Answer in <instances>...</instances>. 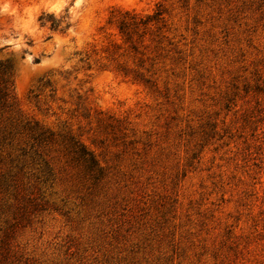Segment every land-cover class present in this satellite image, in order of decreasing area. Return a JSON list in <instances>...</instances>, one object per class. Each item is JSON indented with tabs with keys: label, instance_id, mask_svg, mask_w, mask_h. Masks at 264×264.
Segmentation results:
<instances>
[{
	"label": "rangeland",
	"instance_id": "obj_1",
	"mask_svg": "<svg viewBox=\"0 0 264 264\" xmlns=\"http://www.w3.org/2000/svg\"><path fill=\"white\" fill-rule=\"evenodd\" d=\"M0 264H264V0H0Z\"/></svg>",
	"mask_w": 264,
	"mask_h": 264
},
{
	"label": "clouds",
	"instance_id": "obj_2",
	"mask_svg": "<svg viewBox=\"0 0 264 264\" xmlns=\"http://www.w3.org/2000/svg\"><path fill=\"white\" fill-rule=\"evenodd\" d=\"M2 10L3 12L8 13L9 15H16V8L14 6L10 8L8 3H3Z\"/></svg>",
	"mask_w": 264,
	"mask_h": 264
},
{
	"label": "trees",
	"instance_id": "obj_3",
	"mask_svg": "<svg viewBox=\"0 0 264 264\" xmlns=\"http://www.w3.org/2000/svg\"><path fill=\"white\" fill-rule=\"evenodd\" d=\"M52 26H55V22H52Z\"/></svg>",
	"mask_w": 264,
	"mask_h": 264
}]
</instances>
